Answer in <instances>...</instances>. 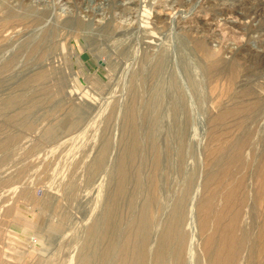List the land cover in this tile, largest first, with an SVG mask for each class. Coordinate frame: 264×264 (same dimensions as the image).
<instances>
[{
	"label": "rangeland",
	"instance_id": "1",
	"mask_svg": "<svg viewBox=\"0 0 264 264\" xmlns=\"http://www.w3.org/2000/svg\"><path fill=\"white\" fill-rule=\"evenodd\" d=\"M0 20V264H264V0Z\"/></svg>",
	"mask_w": 264,
	"mask_h": 264
},
{
	"label": "bare ground",
	"instance_id": "2",
	"mask_svg": "<svg viewBox=\"0 0 264 264\" xmlns=\"http://www.w3.org/2000/svg\"><path fill=\"white\" fill-rule=\"evenodd\" d=\"M155 2V1H154ZM175 2V1H174ZM198 3V2H197ZM30 8V7H29ZM55 9V8H54ZM138 14V13H137ZM154 15V14H153ZM138 16V15H137ZM180 16H181V14H180ZM4 18V17H3ZM142 18V17H141ZM5 19V18H4ZM10 19V18H9ZM138 19V18H137ZM11 20V19H10ZM139 20V19H138ZM171 20V19H170ZM1 21V20H0ZM129 21V20H128ZM151 21V20H150ZM157 21H159V20H157ZM138 22V21H137ZM151 23H152V21H151ZM172 25H171V27H173L174 28V25L176 24V17L175 18H173V20H172V23H171ZM155 27V26H154ZM21 29V28H20ZM18 30V29H17ZM39 30V29H38ZM18 33V32H17ZM133 33V32H132ZM12 34V33H11ZM45 38V37H44ZM209 40V39H208ZM156 44V43H155ZM154 45V44H153ZM137 46V45H136ZM158 49V48H157ZM160 49V48H159ZM156 52V51H155ZM145 55V54H144ZM159 55V54H158ZM134 57V56H133ZM156 61H158V60H156ZM142 62V61H141ZM131 63V62H130ZM158 63V62H157ZM159 69V68H158ZM126 71V70H125ZM158 72V71H157ZM44 74L45 73H41V74H39L40 75V78H43L44 77ZM32 78H34V77H32ZM146 79V78H145ZM146 82V81H145ZM150 83V82H149ZM141 84V83H140ZM155 85V84H154ZM153 85V86H154ZM178 85V84H177ZM151 86V85H150ZM158 86V85H157ZM73 88L74 89H72V92L71 93H74L75 94V92H76V89L78 90V88L76 87V85L75 86H73ZM157 88V87H156ZM145 90V89H144ZM153 90V89H152ZM156 90H158V89H156ZM140 92V91H139ZM157 92V91H156ZM183 92H185V91H183ZM152 93H153V91H152ZM158 93V92H157ZM161 94V93H160ZM137 95V94H136ZM165 95V94H164ZM182 95V94H181ZM136 98V97H135ZM159 98V97H158ZM160 100V99H159ZM151 100L149 99V102H150ZM153 102H155V101H153ZM160 103V102H159ZM150 104H151V102H150ZM191 216H193V215H191ZM194 217V216H193ZM192 218V217H191ZM192 219H194V218H192ZM194 230V229H193ZM238 241V240H237ZM241 242V241H240ZM193 243V242H192ZM193 246V245H192ZM161 252L160 253H158V257H157V259H156V262H157V264H160V263H162V258H161ZM231 256V255H230ZM230 260V259H229Z\"/></svg>",
	"mask_w": 264,
	"mask_h": 264
}]
</instances>
